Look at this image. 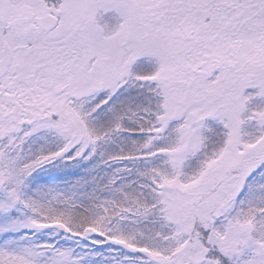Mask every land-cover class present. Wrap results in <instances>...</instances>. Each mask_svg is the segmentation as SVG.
I'll return each instance as SVG.
<instances>
[{
  "label": "snow or ice",
  "instance_id": "6c2138e0",
  "mask_svg": "<svg viewBox=\"0 0 264 264\" xmlns=\"http://www.w3.org/2000/svg\"><path fill=\"white\" fill-rule=\"evenodd\" d=\"M0 264H264V0H0Z\"/></svg>",
  "mask_w": 264,
  "mask_h": 264
}]
</instances>
